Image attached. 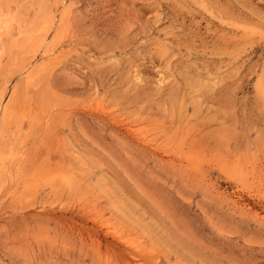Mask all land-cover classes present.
<instances>
[{
    "label": "rangeland",
    "instance_id": "rangeland-1",
    "mask_svg": "<svg viewBox=\"0 0 264 264\" xmlns=\"http://www.w3.org/2000/svg\"><path fill=\"white\" fill-rule=\"evenodd\" d=\"M0 264H264V0H0Z\"/></svg>",
    "mask_w": 264,
    "mask_h": 264
}]
</instances>
